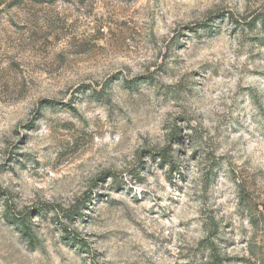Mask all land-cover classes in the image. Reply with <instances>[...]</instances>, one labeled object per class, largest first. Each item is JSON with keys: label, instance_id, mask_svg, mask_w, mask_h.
<instances>
[{"label": "rangeland", "instance_id": "1", "mask_svg": "<svg viewBox=\"0 0 264 264\" xmlns=\"http://www.w3.org/2000/svg\"><path fill=\"white\" fill-rule=\"evenodd\" d=\"M16 1L0 264H264V0Z\"/></svg>", "mask_w": 264, "mask_h": 264}, {"label": "trees", "instance_id": "2", "mask_svg": "<svg viewBox=\"0 0 264 264\" xmlns=\"http://www.w3.org/2000/svg\"><path fill=\"white\" fill-rule=\"evenodd\" d=\"M22 0H17L13 5H16L18 3H20ZM30 1H39V0H30ZM256 22H259L260 24V29L262 30V32L264 33V12L262 14H255L254 16L251 17V20L249 22H246L248 23V25H255ZM207 25V24H206ZM211 26V25H210ZM206 27V26H205ZM206 30H209V27L205 29ZM76 213H79L77 210L75 211ZM19 223L23 226V227H26L25 225V222L23 219H19L18 220ZM27 228V227H26ZM25 229V228H24ZM215 264H221L217 261H215Z\"/></svg>", "mask_w": 264, "mask_h": 264}]
</instances>
